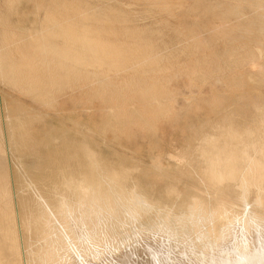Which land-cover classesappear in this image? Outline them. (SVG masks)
I'll list each match as a JSON object with an SVG mask.
<instances>
[{"label": "rangeland", "instance_id": "374dc122", "mask_svg": "<svg viewBox=\"0 0 264 264\" xmlns=\"http://www.w3.org/2000/svg\"><path fill=\"white\" fill-rule=\"evenodd\" d=\"M86 218L106 263L264 224V0H0V264L84 254Z\"/></svg>", "mask_w": 264, "mask_h": 264}, {"label": "bare ground", "instance_id": "6f19581e", "mask_svg": "<svg viewBox=\"0 0 264 264\" xmlns=\"http://www.w3.org/2000/svg\"><path fill=\"white\" fill-rule=\"evenodd\" d=\"M61 28H63V26ZM61 28L59 27V29H61ZM63 31H64V28L62 29V31L60 30V32H63ZM63 35H64L63 37H65L67 40H69V42L70 41H75V42L77 41L83 51H91V52L95 51L94 44H92V42L90 40H88L87 37L79 36V35L73 36L71 32L70 33L66 32ZM72 36L74 39L72 38ZM229 163L230 162L228 160L227 164H229ZM257 170H259V169H257ZM99 196L102 197V195H99ZM94 197H96V196L94 195ZM97 198H98V196H97ZM95 199L93 198V200H95ZM108 201H109V199L108 200L105 199V202H108ZM94 203H97V202L94 201ZM100 204H102V203H100ZM103 204H105V203H103ZM107 204H109V203H107ZM110 204H111V202H110ZM94 205L92 206V211H94V210H98L99 212L102 211L99 203H97V206H95V207H94ZM103 214H105V213H103ZM93 215L97 216V214H93ZM88 217L91 219L90 215ZM89 218H86L85 222H80L77 225L72 224V227L74 228L73 229L74 238H76V240L81 241V242H87V251L83 252L84 254H82V252L80 251V248L75 244L72 237L67 236L66 237V243L61 248L60 253L58 252V253H56V255L54 253V255H53V252H50L47 254V256H49L51 261L57 260V263H60V264H173V260H174L176 262H183L184 264H196L188 256V254L190 253L189 250L191 249L190 247H189L190 249L188 248L189 253H187V251H185V252L181 251L179 256L177 255V256L172 257L171 256V248L167 243L168 239L165 236V234H163L161 231L158 233L152 234V235L146 234L147 236H145V237L140 236V238L136 239L138 241L137 242L138 245H136L137 243L135 244V241H134L135 247L136 246L137 247L133 248L131 250L129 249L130 251H124L123 250V252H119L118 254L116 253L117 255H115V252L113 251L115 256H113L106 263V262H104V259L102 257L104 255V253H106L105 252L106 247L103 244L102 245L94 244V241H92L93 236H94V233H92V232L95 231L94 227L97 228L101 223L100 222L95 223V225H94V223H92L93 220L91 219L92 221L90 222ZM101 218H103V216ZM197 219L199 220L198 217H197ZM195 221H197V220H195ZM190 223H192V221H190ZM248 224L249 223L246 220H241V221L240 220L239 221L233 220L232 222H230L229 226L227 227L225 234L222 235L223 238H221L213 248H211L210 250L208 249L209 251H207V253L205 254V257L200 259V264H264V224H260V223L258 224L257 223L254 226L250 225V224L248 225ZM190 226H192V224ZM191 229H192V227H191ZM198 233H200V232H198ZM168 234H170V232ZM202 235H203V233H202ZM168 237L170 239V236H168ZM194 239L197 242V239L196 238H194ZM187 240H190V239H187ZM191 242H189V243H191ZM134 244H133V246H134ZM185 244H187V243H185ZM180 245H182V244H180ZM187 245H185V246H187ZM208 246H210V245H208ZM122 247H124V246H122ZM181 249H182V247H181ZM186 249H187V247H185L184 250H186ZM127 250H128V248H127ZM200 251H199V253H203L202 251L201 252ZM191 252H192V249H191ZM193 252H195V251H193ZM177 254H179V253H177ZM200 255H202V254H200ZM105 261H106V259H105ZM185 262H187V263H185ZM197 263H199V262H197ZM180 264H182V263H180Z\"/></svg>", "mask_w": 264, "mask_h": 264}]
</instances>
